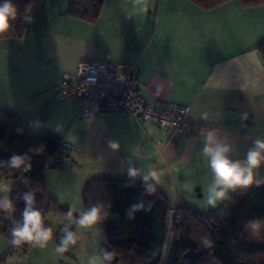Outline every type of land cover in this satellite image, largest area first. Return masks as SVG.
Masks as SVG:
<instances>
[{"label": "crops", "instance_id": "obj_1", "mask_svg": "<svg viewBox=\"0 0 264 264\" xmlns=\"http://www.w3.org/2000/svg\"><path fill=\"white\" fill-rule=\"evenodd\" d=\"M67 8L44 6L27 19L23 36L0 39V109L18 119L17 135L51 134L70 145L46 171L47 194L64 209H85L83 186L103 175L152 182L171 206V190L177 205H186L181 190L198 175L211 176L202 153L210 131L231 145L232 159H244L253 141L264 139V58L257 49L264 43V4L228 0L205 9L190 0H105L93 23L68 16ZM81 60L134 70L135 86L151 104L187 106L185 133L124 111L78 116L77 101L56 90ZM201 125L214 129L200 131ZM149 171L155 178L145 180ZM11 251L0 235V264L11 263Z\"/></svg>", "mask_w": 264, "mask_h": 264}, {"label": "trees", "instance_id": "obj_2", "mask_svg": "<svg viewBox=\"0 0 264 264\" xmlns=\"http://www.w3.org/2000/svg\"><path fill=\"white\" fill-rule=\"evenodd\" d=\"M190 1L210 9L228 0ZM12 2L18 9L17 19L0 33V39L23 36L29 29L27 19L37 15L39 0ZM241 2L245 6L264 4V0ZM104 3L105 0H70L66 14L93 23ZM29 5L31 10L25 11ZM257 49L264 58V43ZM17 125L15 116L0 109V184L7 179L21 180L10 196L14 211H0V235L10 242L12 227L22 220L26 192L35 194V207L42 212L45 227H49L48 216L61 217L68 211L46 191V171L55 168L57 160L68 154L62 147L63 141L51 134L18 136ZM197 128L214 129L204 125ZM13 154L30 156L31 171L11 169L9 158ZM81 199L85 209L103 205L107 219L98 226L100 249L115 253L112 264H245L239 260L241 255L264 253V244L250 241L245 231L250 221L257 218L264 221V181L234 190L232 196L207 212L185 205L171 206L165 193L152 182L111 175L89 180L81 190ZM32 248L30 244L20 246L24 253Z\"/></svg>", "mask_w": 264, "mask_h": 264}, {"label": "clouds", "instance_id": "obj_3", "mask_svg": "<svg viewBox=\"0 0 264 264\" xmlns=\"http://www.w3.org/2000/svg\"><path fill=\"white\" fill-rule=\"evenodd\" d=\"M30 10L31 6H26L25 11ZM17 15L18 9L12 0H0V33L11 27V22L17 19ZM203 140L202 153L212 176L211 184L205 195L207 205L215 207L219 201L227 197L229 191L238 188L247 189L255 184L256 173L264 165V139H255L244 159H232L229 155L233 150L231 145L221 141L211 131ZM110 147L113 150H118L120 146L116 142H111ZM9 167L22 172H30L32 169L31 157L27 154H13L9 158ZM128 174L131 177H136L138 170L130 168ZM149 177L155 178V173L149 171L144 179L148 180ZM5 191H10V189L0 188V193ZM23 200L25 206L22 220L15 222V226L10 231L11 244L14 247L30 244L44 248L53 239V229L44 226L42 212L35 207L36 197L33 192H26L23 195ZM0 211L6 213L14 211L13 201L8 195H3L0 198ZM75 212H79V215L74 218ZM65 217L67 223L62 228L64 235L55 248V251L61 254L67 252L70 246L77 244V232L70 230L73 222L78 229L93 230L107 219V214L104 212L102 204H95L86 209H76L71 206ZM247 227L251 228L254 234L258 233L261 228V220L254 219L249 222ZM114 258V252L100 249L89 259L88 264H112Z\"/></svg>", "mask_w": 264, "mask_h": 264}, {"label": "built area", "instance_id": "obj_4", "mask_svg": "<svg viewBox=\"0 0 264 264\" xmlns=\"http://www.w3.org/2000/svg\"><path fill=\"white\" fill-rule=\"evenodd\" d=\"M135 72H119L115 64L101 60H81L74 74L64 73L56 95L61 99H75L78 116H88L93 111H124L161 130L178 134L186 131L187 106L178 103L146 101L135 86ZM65 152L70 145L62 142ZM14 247L12 253L19 252Z\"/></svg>", "mask_w": 264, "mask_h": 264}, {"label": "rangeland", "instance_id": "obj_5", "mask_svg": "<svg viewBox=\"0 0 264 264\" xmlns=\"http://www.w3.org/2000/svg\"><path fill=\"white\" fill-rule=\"evenodd\" d=\"M70 0H39L37 12H41L44 6L52 8L55 11H59L65 8L66 4L69 5ZM205 176L198 175L189 181V184L185 186L182 190V197L185 199L186 205L199 212H207L211 209L217 208L222 201H219L215 207L206 204L205 195L208 186L211 184L212 177L204 174ZM21 180L17 179H7L0 184V188L10 189V191H5L0 193L1 196L8 195L11 196L12 190L18 186ZM234 190L228 192L227 197L232 196ZM175 191L169 192V197L171 203L174 206L177 205V197L175 198ZM79 215V212L74 213V218ZM47 223L49 227L53 229V239L44 248L35 247L26 253L23 250L12 254V260L10 264H88L89 259L94 256L101 247V236L99 228L93 230L78 229L75 223L70 227L71 231L77 232V244L75 246H70L69 250L64 253H57L55 248L59 245L64 233L62 228L67 223L65 216H48ZM172 224V214L169 215L168 225L171 227ZM249 223L245 225V231L247 233L248 239L250 241L258 242L264 244V221H261V228L258 233H253L251 228L247 227ZM171 233L169 238H171ZM34 247V246H33ZM239 260L245 264H264V253L254 254V255H241ZM124 264V263H118Z\"/></svg>", "mask_w": 264, "mask_h": 264}]
</instances>
